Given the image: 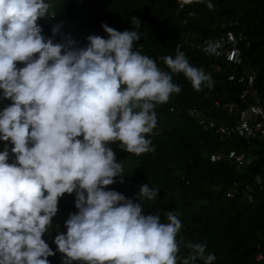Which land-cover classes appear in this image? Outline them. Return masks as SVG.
Here are the masks:
<instances>
[{"label":"clouds","instance_id":"1","mask_svg":"<svg viewBox=\"0 0 264 264\" xmlns=\"http://www.w3.org/2000/svg\"><path fill=\"white\" fill-rule=\"evenodd\" d=\"M50 7L46 0H0V97L11 100L0 110V141L10 142L15 157L9 163L6 143L0 264H50L55 252L42 236L53 226L60 197L73 192L78 212L54 239L64 264H212L215 255H205L204 243L177 240L182 222L171 211L167 223L144 213L141 198L156 200L159 189L142 184L139 202L105 190L124 173L111 143L136 155L154 150L146 138L157 124L154 109L181 91L171 74L182 72L197 91L206 82L211 87L210 75L182 51L161 57L168 72L135 50L136 17L135 31L102 24L108 38L89 35L85 47L53 43L37 23L54 15Z\"/></svg>","mask_w":264,"mask_h":264},{"label":"trees","instance_id":"2","mask_svg":"<svg viewBox=\"0 0 264 264\" xmlns=\"http://www.w3.org/2000/svg\"><path fill=\"white\" fill-rule=\"evenodd\" d=\"M184 0H46L51 5L47 19L37 23L46 38L53 43L74 40L77 47L88 44L89 35L105 39L108 33L102 24L118 31H135L132 17L141 22L140 39L134 49L154 59L157 66L170 72L161 57L184 52L190 65L210 75L208 83L197 91L181 73H172L173 83L180 86L166 103L157 104L156 127L146 135L150 150L136 155L120 148L119 142L109 146L122 164L124 173L114 177L105 190H115L139 202L142 184L159 189L156 200L141 198L145 214L160 216L167 223L171 211L182 222L177 240L204 243L205 255L213 253L212 264H264V149L259 140L239 136L220 139L214 129H207L190 116V108L204 109L218 121L232 122L237 115L216 107L215 102H236L241 108L248 103L264 105V0H194L182 9ZM59 30L53 33V27ZM228 30L242 36L241 64L234 65L203 46L206 38H216ZM38 56V54H36ZM21 62L17 67H23ZM255 73V95L249 94L247 103L240 96L245 85L229 80L230 72ZM11 100L0 97V110ZM82 138V137H81ZM9 145V163L15 159L10 142L0 141V151ZM232 148L249 153L242 168L229 158L212 161V153L226 154ZM121 178L123 183L120 182ZM251 198V199H250ZM76 194L65 193L58 202L53 226L42 238L55 255L50 264H64V254L54 243L56 235L66 233L65 221L78 212ZM189 249L181 244V254ZM72 264H82L72 261ZM196 264H203L197 260Z\"/></svg>","mask_w":264,"mask_h":264},{"label":"built area","instance_id":"3","mask_svg":"<svg viewBox=\"0 0 264 264\" xmlns=\"http://www.w3.org/2000/svg\"><path fill=\"white\" fill-rule=\"evenodd\" d=\"M193 1L184 0L180 3L179 8L182 9L186 4H192ZM241 39L242 36L237 35L233 30H228L219 37L204 39L201 44L212 49L216 57L224 58L227 62L238 65L242 62ZM255 77L256 75L253 72L239 74L234 71L228 74L229 80H237L246 86L240 96L242 102L247 103L249 94L255 95ZM215 105L218 108L226 110L228 115L235 113L237 117L232 122L226 120L218 121L209 116L204 109L197 107L190 108L189 114L205 128L214 129L219 134L220 139L225 140L233 136H239L247 140H259L261 148L264 149V105L258 101L248 103L244 108H241L240 104L236 102L216 101ZM224 157L231 159L238 168H242L249 159V153L232 148L226 154L212 153L210 155L212 161H217ZM263 257L260 254L258 259H262Z\"/></svg>","mask_w":264,"mask_h":264},{"label":"rangeland","instance_id":"4","mask_svg":"<svg viewBox=\"0 0 264 264\" xmlns=\"http://www.w3.org/2000/svg\"><path fill=\"white\" fill-rule=\"evenodd\" d=\"M248 153V152H247Z\"/></svg>","mask_w":264,"mask_h":264}]
</instances>
